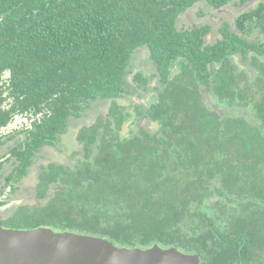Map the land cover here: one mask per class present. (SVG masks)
<instances>
[{
  "label": "trees",
  "instance_id": "obj_1",
  "mask_svg": "<svg viewBox=\"0 0 264 264\" xmlns=\"http://www.w3.org/2000/svg\"><path fill=\"white\" fill-rule=\"evenodd\" d=\"M229 1L0 0L4 228L264 264V0L233 23L178 21Z\"/></svg>",
  "mask_w": 264,
  "mask_h": 264
},
{
  "label": "water",
  "instance_id": "obj_2",
  "mask_svg": "<svg viewBox=\"0 0 264 264\" xmlns=\"http://www.w3.org/2000/svg\"><path fill=\"white\" fill-rule=\"evenodd\" d=\"M0 264H200V260L175 247L124 248L103 237L47 227L4 228L0 220Z\"/></svg>",
  "mask_w": 264,
  "mask_h": 264
},
{
  "label": "rangeland",
  "instance_id": "obj_3",
  "mask_svg": "<svg viewBox=\"0 0 264 264\" xmlns=\"http://www.w3.org/2000/svg\"><path fill=\"white\" fill-rule=\"evenodd\" d=\"M232 1L234 3V1H236V0H232ZM192 10H194V11L183 13L179 17L178 21H182L183 23L188 24V25H191V24L201 25V24H205V23H208L210 25H213L215 23L216 24H218V23L221 24V21L222 20H226L229 23H231V21H232V23H233V20L232 19L234 18V16L232 14L233 8L231 7V4L229 6L223 7L221 10H212L211 8L201 7V5L195 6L194 9H192ZM200 10H203L206 13V15H204V16L197 15L196 14V11H200ZM211 37L212 36H209V38H211ZM147 58H148V51H147V49L144 48V47L138 48L134 52V54H133L132 70H134L135 66H138L139 67L140 65H144L145 67H147V68H145V72L148 73L149 72V67H148V63L146 61ZM134 100H137V99L131 97L130 100H122V101H120L119 104H121V105H128V103H131L130 101H134ZM150 101L151 100H149V102ZM96 111L104 112V107L103 108H100L99 110L97 109ZM84 119H86V121L89 122L91 120V116H88V117H86ZM21 121L23 123L26 120L24 119V120H21ZM18 122L15 125H13L12 127H9L7 129H5L4 131L7 132L8 130H11L13 128L18 127ZM128 124L125 125L122 128L121 132H120V134L123 137L129 136L130 130L135 129L134 127H132L131 125L129 126ZM73 126L75 128H77L78 125L75 124V122L73 124L71 123L68 126L69 128L67 129V131L62 136L59 145H57L58 148H60V147L63 148L65 154H68V152L70 153V151H72V150L75 149L76 142H75V139H74V132L75 131L72 130V129H74ZM155 127H156V125L150 124V128L151 129H154ZM45 153L47 154V156L49 157L50 160L60 161V159H61V156H58L56 154V152L54 150L50 149V148L47 149ZM38 161H40L41 164H43L45 162L44 160H38ZM36 165H39V163H36ZM34 182H35V173L32 172L29 175L28 180H26V181L24 180L23 181V183H24L23 185H25V183L26 184H32V185H34ZM16 203H18V202H16ZM12 205L13 204H9L8 207L9 206H12ZM3 210H4V208H0V213Z\"/></svg>",
  "mask_w": 264,
  "mask_h": 264
},
{
  "label": "flooded vegetation",
  "instance_id": "obj_4",
  "mask_svg": "<svg viewBox=\"0 0 264 264\" xmlns=\"http://www.w3.org/2000/svg\"><path fill=\"white\" fill-rule=\"evenodd\" d=\"M240 0H236V1H234V3H233V1L232 0H230L229 1V3L231 4V7L233 8V11H232V14H233V16L235 17V14L237 13V12H239L240 10H242L243 8H249V7H251V5H253V3H254V1H252V0H249L248 2H245L244 4L243 3H240L239 2ZM230 4H227L226 6H229ZM234 4V5H233ZM225 6V7H226ZM221 10V9H220ZM236 10V11H235ZM201 11H203V10H201ZM204 12V11H203ZM206 14V13H205ZM229 16V15H228ZM232 20H234V18L232 19ZM140 67H141V69H144L145 68V66L144 65H140Z\"/></svg>",
  "mask_w": 264,
  "mask_h": 264
}]
</instances>
